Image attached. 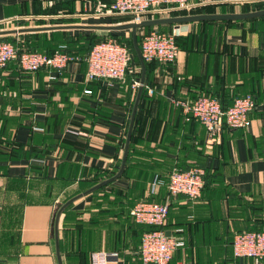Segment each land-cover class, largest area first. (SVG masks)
Segmentation results:
<instances>
[{
	"label": "crops",
	"instance_id": "0c3cea01",
	"mask_svg": "<svg viewBox=\"0 0 264 264\" xmlns=\"http://www.w3.org/2000/svg\"><path fill=\"white\" fill-rule=\"evenodd\" d=\"M108 5L106 0H0V30L75 26L2 35L22 48L25 39L38 50L65 48L67 37L129 30L77 27L136 20L110 13ZM262 9L254 0H187L185 8L155 6L138 20ZM159 28L175 34L177 57L172 63H145L123 173L86 194L120 168L139 87L133 82L142 76L139 59L123 78L107 81L86 80L85 62L69 63L61 72L26 71L16 61L0 68V233L17 234L0 264H58L56 212L80 194L59 215L61 264H90L95 251L115 252L111 264H144L138 253L143 228L130 210L147 198L169 206L164 228L183 241L173 263L264 264L231 251L236 233L264 224V15ZM71 48L85 53L77 41ZM248 93L257 105L247 125L225 127L218 136L186 119L174 104L212 96L229 105ZM193 166L204 169L201 196L169 194L167 175ZM10 218L16 228L10 229Z\"/></svg>",
	"mask_w": 264,
	"mask_h": 264
},
{
	"label": "built area",
	"instance_id": "2783aa9c",
	"mask_svg": "<svg viewBox=\"0 0 264 264\" xmlns=\"http://www.w3.org/2000/svg\"><path fill=\"white\" fill-rule=\"evenodd\" d=\"M94 1L102 2L103 0ZM106 1L109 2L110 13L128 15L136 20L150 12L155 6L162 10L187 6V0ZM175 38L173 33H165L156 29L144 31L139 42L142 60L144 62H174L179 51ZM129 60L130 53L127 47L111 37L95 43L84 58L65 50H60L50 56L42 52L20 50L12 42L0 40V68L5 67L10 61H16L20 68L26 71L48 68L61 72L69 63L85 62L86 80L107 81L123 78L128 69ZM138 85L139 81L133 82L134 87ZM174 104L181 108L186 119L200 122L211 136H218L225 127L230 129L245 127L249 120V113L257 105L252 94L236 97L226 109L222 108L218 99L211 96H199L191 102L177 99L174 100ZM203 187L204 169L198 166L171 171L166 183L169 194H182L190 200L198 199ZM168 211L167 203L149 199L136 202L130 210L135 222L154 227L141 235L138 253L144 264H177L172 262L173 252L183 245V241L167 234L164 225ZM231 246L234 257L264 261V229L236 233ZM116 255L115 252H92L90 264H111V258Z\"/></svg>",
	"mask_w": 264,
	"mask_h": 264
},
{
	"label": "water",
	"instance_id": "95a60500",
	"mask_svg": "<svg viewBox=\"0 0 264 264\" xmlns=\"http://www.w3.org/2000/svg\"><path fill=\"white\" fill-rule=\"evenodd\" d=\"M264 15V9L262 10H257L253 12H248V13H240V14H221V15H193V16H179V17H160V18H149V19H141V20H135L132 22L128 23H123V24H118V25H112V26H77V27H84V28H89V29H107V30H125L129 29L131 30V35H132V45L133 48L138 56L139 62L141 64V69H142V76L139 82V87H138V92H137V97L136 101L131 113V119L127 131V136H126V141H125V146H124V151H123V156L120 164V168L118 172L111 178H108L106 180H103L102 182L96 184L95 186L91 187L90 189L86 190L84 194L97 189L112 180L116 179L119 177L124 170L125 162H126V156L128 152V146L131 138V133L133 129V124H134V118H135V113H136V107L138 103V98L140 96V93L142 91V87L144 84V67H145V62L142 60L140 51H139V45L137 41V29L145 26H153V25H159V24H165V23H176V22H185V21H193V20H200V19H245V18H253L257 16H262ZM70 27H75L72 25H61V26H48V27H26V28H14V29H2L0 30V36L6 35V34H12V33H21V32H28V31H38V30H46V29H58V28H70ZM81 195V194H80ZM80 195H77L70 200L66 201L56 212L55 216V250H56V255H57V261L58 264H61V258H60V249H59V240H58V220H59V215L61 211L74 199L79 197Z\"/></svg>",
	"mask_w": 264,
	"mask_h": 264
},
{
	"label": "trees",
	"instance_id": "16d2710c",
	"mask_svg": "<svg viewBox=\"0 0 264 264\" xmlns=\"http://www.w3.org/2000/svg\"><path fill=\"white\" fill-rule=\"evenodd\" d=\"M158 28V29H157ZM140 29V28H139ZM151 29H156V30H158V31H161L160 30V28H159V25H154ZM150 30V29H149ZM161 32H163V31H161ZM166 33V32H165ZM105 38H109V37H97V36H95V35H86V36H82V37H78V39L76 40V39H74V38H71V37H67V43H65L64 45H65V48H62V49H59V47H57V48H51V49H49V50H38V49H36V47L35 46H27L26 45V43H28V42H26V40L24 39V43H25V46L26 47H21L20 46V43H18L17 42V44L15 45V46H17L20 50H25V51H36V52H42V53H44V54H46V55H53L54 53H56V52H58V51H60V50H65L66 52H68V53H70V54H73V55H77V56H80L81 58H84V57H86V55L89 53V51H90V49L92 48V46L95 44V43H97V42H99V41H101V40H103V39H105ZM111 38H113V39H115L114 37H111ZM176 39V43H177V45H178V41H177V38H175ZM0 40H4V41H7V40H9L10 42L11 41H14L15 43H16V41H15V39H13V38H11V37H9L8 35L7 36H2V37H0ZM116 41H117V39H115ZM75 41H77V43H78V47H79V49L80 50H84L83 52H85V53H82V54H80V53H78V52H75V51H73V49L71 48V43H74ZM119 42V41H118ZM139 42L140 41H138V45H139ZM13 43V42H12ZM30 43V42H29ZM33 43L36 45V42L33 40ZM32 43V44H33ZM119 43H121V42H119ZM131 43H132V40H131ZM122 45H125L126 46V44H124V43H121ZM133 46V45H132ZM127 47V46H126ZM127 49H128V51H129V53H130V58H131V52H130V50H129V47H127ZM134 49V48H133ZM134 54H135V56H134V61L135 62H138V58H137V56H136V53H135V51H134ZM146 63V62H145ZM127 72V71H126ZM126 74V73H125ZM144 88L142 87V91H141V93H140V96H139V99L141 98V96H142V94H143V90ZM248 94H251V93H248ZM244 95H246V94H244ZM253 95V94H252ZM241 96H243V95H241ZM212 97V96H211ZM239 97V96H238ZM217 99V98H216ZM235 99V98H234ZM234 101V100H233ZM220 103H221V106H222V108L223 109H226L228 106H230L231 104H229V105H224L221 101H219ZM256 103H257V101H256ZM250 114V113H249ZM132 137V136H131ZM131 140V139H130ZM168 176H169V174L167 175V177H166V183H167V180H168ZM108 177V176H107ZM166 183H165V185H166ZM168 191V190H167ZM147 199H149V200H154V199H150V198H147ZM141 200H144V199H141ZM140 201V200H139ZM155 201H157V200H155ZM138 202V201H137ZM169 212V211H168ZM144 225V224H143ZM144 227H145V231H147V230H151V229H153L154 227L153 226H150V225H144ZM264 228L263 227H261V225H260V227H257V228H252V229H250V230H247V231H252V230H254V231H257V230H263ZM144 230V229H143ZM241 232V231H240ZM242 232H245V231H242ZM231 243H232V241H231ZM231 251H232V246H231ZM172 262H173V259H172Z\"/></svg>",
	"mask_w": 264,
	"mask_h": 264
},
{
	"label": "rangeland",
	"instance_id": "374dc122",
	"mask_svg": "<svg viewBox=\"0 0 264 264\" xmlns=\"http://www.w3.org/2000/svg\"><path fill=\"white\" fill-rule=\"evenodd\" d=\"M257 2L264 4V1H257ZM141 30H142L141 28L137 29V41H140V39L143 35V31H141ZM160 30L168 33L167 31H165L163 29H160ZM110 37H114L115 39H117V41L124 43V44H126L127 47H129V50L131 52V58L129 60L128 65H131V62H134L135 54H134V49H133V46L131 43V32H130V30L112 33ZM7 41H9V40H7ZM11 42H13V44H15V45L17 44V42L16 43L14 41H11ZM260 207L263 209V211H262L263 215L262 216H264V202H261ZM262 221H264V218H262ZM5 224H6V218H5ZM9 224H10V229H11L12 225H14V227L16 228L18 223L16 222V220L14 222H12V219L10 218ZM138 224H140V223H138ZM139 226H140V228H143L144 229L143 232H145L146 229L143 226V224H140ZM261 227L264 228V224H262ZM2 236H4V239L1 238ZM15 236H17V234L16 233L13 234L11 231L0 233V239H1V241H0V256L2 258H5L9 254V252H11L10 246L13 244V240H15L14 239Z\"/></svg>",
	"mask_w": 264,
	"mask_h": 264
}]
</instances>
